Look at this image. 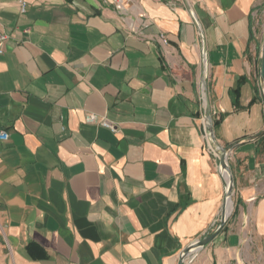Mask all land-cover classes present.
<instances>
[{
	"label": "crops",
	"instance_id": "obj_1",
	"mask_svg": "<svg viewBox=\"0 0 264 264\" xmlns=\"http://www.w3.org/2000/svg\"><path fill=\"white\" fill-rule=\"evenodd\" d=\"M21 1L0 0V264H179L216 231L203 49L237 146L234 212L194 264H264V0Z\"/></svg>",
	"mask_w": 264,
	"mask_h": 264
},
{
	"label": "rangeland",
	"instance_id": "obj_2",
	"mask_svg": "<svg viewBox=\"0 0 264 264\" xmlns=\"http://www.w3.org/2000/svg\"><path fill=\"white\" fill-rule=\"evenodd\" d=\"M190 14H191V18H192L193 22L200 29V35L203 36L202 31H201V27H200V23L197 20L195 14H194V11L191 8H190ZM263 34H264V30H263ZM263 46H264V43H263ZM262 52H263V47H262ZM201 68H202V74H203V82H202V86H201V95H202V101L204 102L205 107H206V114H207V99H208V95H207V84H206V82H207V79H208V75L209 74H208V54H207V51H205V49H203V51H202ZM260 97L264 101V94H263V89H262V86H261V81H260ZM211 119H212V125H213V135H214V127H215L216 121L219 119V114L214 113L211 110ZM206 123H207V125H206ZM201 130H202V134H203V139H204L205 144L207 145L209 151L213 152L220 159V162H221V149L222 148L223 149H226V148H224V147H222V146L219 145V143L217 142V140L215 138V135H214V137L212 136L211 125L209 123V119L207 118V116H205L204 122L202 123ZM232 151L228 155V165H229V169H230V155H231ZM219 169H220V171H221V173H222V175L224 177V181H225V197H226V184L230 183V179H231L230 174H231L232 177H233V174L231 172V169H230V173L224 171V169L221 166V163L219 165ZM234 185H235V181H234V177H233V187H232V191H231V202H232L231 203L232 204V207H231V210H232L231 211V215L234 212ZM224 207H225V198H224V204H223L222 212H221V215H220V217H219V219H218V221L216 223L215 229H217L220 226L221 222H222ZM231 215H230V217H231ZM186 249L187 248H185L181 252L180 258H181L183 252ZM201 250L194 251L191 254H189L185 258V264H194V261H195L196 257L198 256V253ZM179 262H180V260H179Z\"/></svg>",
	"mask_w": 264,
	"mask_h": 264
},
{
	"label": "water",
	"instance_id": "obj_3",
	"mask_svg": "<svg viewBox=\"0 0 264 264\" xmlns=\"http://www.w3.org/2000/svg\"><path fill=\"white\" fill-rule=\"evenodd\" d=\"M260 81H261V86H262L263 94H264V46H263V52H262V70H261V80ZM206 116L209 119V123L211 125L212 136L214 137L213 125H212V119H211V106H210L208 99H207V114H206ZM261 135L256 136L255 139L259 138ZM236 146H231V147L226 148V149H223V148L221 149V166L224 169V171L229 172V173H230V169H229V165H228V155ZM230 177H231L230 183L226 184L225 207H224V212H223V219H222L220 226L211 235L203 238L202 240H197V241L193 242L183 252V254L180 258L179 264H185V258L189 254H191L192 252L201 250V249L205 248L206 246H208L215 239V237L221 232V230L223 229L225 224L228 222L230 215H231V212L230 213L227 212V202L229 200H231V191H232V187H233V177L231 176V174H230Z\"/></svg>",
	"mask_w": 264,
	"mask_h": 264
},
{
	"label": "built area",
	"instance_id": "obj_4",
	"mask_svg": "<svg viewBox=\"0 0 264 264\" xmlns=\"http://www.w3.org/2000/svg\"><path fill=\"white\" fill-rule=\"evenodd\" d=\"M26 10H27V3L24 0H22L21 1V12L24 13V12H26ZM8 39H9V35L6 32H4L3 30H0V55L3 54V52H4L3 46L7 42ZM87 121L89 123H92V124L98 123L104 127L111 129L114 132H116V130H117V128L115 127V125L113 123L108 122L107 120H104V119H99L95 115H89L87 117ZM0 140L3 142L8 141L9 140V134L5 131H1L0 132Z\"/></svg>",
	"mask_w": 264,
	"mask_h": 264
},
{
	"label": "bare ground",
	"instance_id": "obj_5",
	"mask_svg": "<svg viewBox=\"0 0 264 264\" xmlns=\"http://www.w3.org/2000/svg\"><path fill=\"white\" fill-rule=\"evenodd\" d=\"M232 202H231V200H229L228 202H227V212L228 213H230L232 210H231V207H232V204H231Z\"/></svg>",
	"mask_w": 264,
	"mask_h": 264
}]
</instances>
